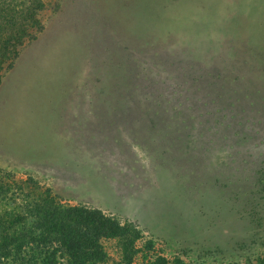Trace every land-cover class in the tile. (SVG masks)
<instances>
[{"label": "rangeland", "instance_id": "1", "mask_svg": "<svg viewBox=\"0 0 264 264\" xmlns=\"http://www.w3.org/2000/svg\"><path fill=\"white\" fill-rule=\"evenodd\" d=\"M33 5L34 35L0 60V214L48 188L136 224L168 259L260 264L264 0ZM29 177L39 190L17 187Z\"/></svg>", "mask_w": 264, "mask_h": 264}, {"label": "trees", "instance_id": "2", "mask_svg": "<svg viewBox=\"0 0 264 264\" xmlns=\"http://www.w3.org/2000/svg\"><path fill=\"white\" fill-rule=\"evenodd\" d=\"M40 1L0 0V60L15 56L22 41L34 35L31 22L38 7L33 3ZM6 176H0V191L11 187ZM17 182L18 188L28 184L40 188L31 177ZM32 203L35 207L29 213L0 214V264H110L102 243L108 238L119 244L118 264H132L139 252L146 264H186L154 253V240L136 224L98 208L64 204L48 188L39 191ZM28 219L30 225L25 224ZM139 241L143 242L140 246Z\"/></svg>", "mask_w": 264, "mask_h": 264}]
</instances>
